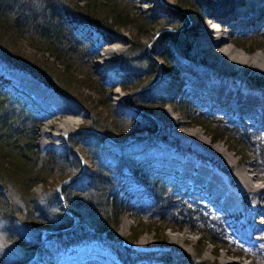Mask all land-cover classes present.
Returning a JSON list of instances; mask_svg holds the SVG:
<instances>
[{"label": "rangeland", "instance_id": "374dc122", "mask_svg": "<svg viewBox=\"0 0 264 264\" xmlns=\"http://www.w3.org/2000/svg\"><path fill=\"white\" fill-rule=\"evenodd\" d=\"M222 1H227L229 5H220ZM238 1L259 9L256 5H251L248 0H199L201 6L199 14H203L200 18L194 9H183L179 6L177 0H131L134 12L145 21L151 20L143 32H136L132 27L127 26L119 30L125 40L105 43L99 31L90 30V33L87 28H83V35L98 47L97 56L91 63L92 69L107 88L114 85L108 89L109 104L124 114L140 119V113L144 110L135 106L129 107L127 102L129 96L139 94L147 99V106H151L148 112L153 115L149 117L154 121V132L158 131L153 135L151 132L141 131L140 133H144L142 136L126 144L118 145L109 141L105 143L110 145L115 153H132L136 159L146 162L151 171L162 173L160 175L162 181L170 183V188L174 189L172 191L174 198L190 202V207L197 212V216L202 215L208 223L207 226L213 227L212 233H217L216 241L202 239L203 232L197 229L204 223L193 224V227L178 225L175 221L181 220L180 215L174 211L163 213V217L161 214H154L151 217L145 214L139 218L142 222L141 226L136 215L133 217L131 214H126L117 227V233L123 238V242L118 245L125 255L133 256L132 251L142 253L167 251L180 257H195L197 261L210 263L264 264V172L262 171L264 91L261 88H254V83L252 84L251 81V76L254 75L264 78V70L260 69L261 64L264 66V63L258 56L251 57L256 53L264 56V44L257 48L260 42L251 43L247 37L256 30L264 29V13L254 18L247 10L241 16L235 15L236 17H230L229 21H224L223 19L228 17L225 13L228 7L239 9L241 5H236ZM210 5H213L212 11ZM215 9H218L221 15H213ZM185 14L193 16V23ZM246 14L249 15V20L244 22L241 17ZM164 18L174 19L180 26L162 27L160 22ZM208 27L216 28V32H210L213 39L216 38V50L230 47V51L227 50V53L229 52L227 59L229 58L231 62L224 58L212 60L210 54L213 51L209 49L207 53L201 49L206 36L205 30ZM166 32L182 34L195 45L191 60L184 59L180 55L175 56L178 68L169 74L163 73L167 64L158 57V53L162 50L173 48L171 37L164 35ZM132 44L134 54L126 68L121 65V58ZM116 46L119 54L111 55L109 59L114 64L108 67L107 63L105 64L108 58L106 52ZM236 52L245 55L248 62L241 61L240 57L235 55ZM149 61L157 62L160 67L156 79L150 85L136 89H123L119 85L124 79L129 81L135 74H143ZM0 76L9 79L35 104L30 110L37 118L34 143L41 159L49 150L53 153L64 152L70 135L85 132L84 125L90 119L89 111L86 109L88 104L82 106L74 102L53 86L18 68L6 69L0 65ZM81 93L83 96L88 95L89 102L96 101L97 95L91 91L83 89ZM185 99L193 109L190 115L175 106L176 102ZM162 101L169 102L161 105ZM165 110L170 111L177 121L172 128L166 130L160 128V119L156 115L163 114ZM206 116L215 121L208 125L210 129L217 126L216 121H219L218 126L226 125L237 132L235 139L240 136L242 140H249L250 144L245 147L237 145V148L233 149L234 147L232 148L227 140H214L208 134V129L197 124L199 121L206 122ZM162 117L165 115L163 114ZM70 119L73 120L70 130L62 136H55V127ZM43 128H46L45 134L41 133ZM145 137L152 139L147 141ZM92 144L93 142L85 140L81 142V145L87 147H91ZM217 144L224 151L223 155L217 156L215 151H208L207 147L212 150ZM120 148L124 151H120ZM75 151L79 160L80 157L83 158L85 169L80 175L83 177L90 171L91 161L76 148ZM244 170L246 172L243 175L250 178V183L239 178ZM53 179L50 177L46 181L37 183L29 193L41 195L38 202L46 203L44 199L49 198L50 192L54 190L63 208L64 198L60 188L61 183L68 182L67 178L57 182ZM209 181H214L215 189H208ZM254 185L257 187H253ZM138 189H141V195H148L146 186L132 185L134 194H138ZM218 191L220 195H217ZM18 199L16 203H19ZM227 199L230 202H226ZM171 202H175L174 199ZM5 225L6 222L0 218V258L7 263L21 264L23 258L21 246L6 240ZM46 230L48 229L40 228L41 237ZM134 235L136 238L130 240L135 237ZM24 237L26 239L24 241L27 242L32 238V234L27 232ZM40 248L35 252V257ZM55 264H131V262L122 261L109 249L88 245L74 252L64 253ZM134 264L162 263L139 261Z\"/></svg>", "mask_w": 264, "mask_h": 264}, {"label": "trees", "instance_id": "16d2710c", "mask_svg": "<svg viewBox=\"0 0 264 264\" xmlns=\"http://www.w3.org/2000/svg\"><path fill=\"white\" fill-rule=\"evenodd\" d=\"M177 3L183 9H194L200 18L203 16L199 14V0H177ZM148 23H151L150 19L145 21L134 12L131 0H0V65L6 69L18 68L53 86L74 102L82 106L88 104L86 109L90 119L84 127L122 142L141 131L154 132V121L144 112L140 113V119L133 118L109 104L108 89L114 85L107 88L92 69L91 63L97 56L98 47L82 31L83 28L89 32L97 30L103 36V42L110 43L125 40L119 33L121 28L129 26L136 32H143ZM160 25L180 26L174 19L165 18ZM164 35L171 37L173 48L162 50L158 57L167 64L163 73L169 74L178 68L175 56L191 60L195 45L182 34L166 32ZM247 37L251 43L260 42L256 46L259 48L264 44V29ZM133 47L132 44L122 55L123 67L129 66ZM159 70L157 62L149 61L143 74H135L129 81L124 79L119 85L123 89L146 87L156 79ZM251 81L254 88L264 91V78L254 75ZM83 89L97 95L96 101L89 102L88 95L81 93ZM186 100H179L175 106L190 115L193 109ZM127 102L145 112L151 110L147 99L139 94L129 96ZM168 102L162 101L161 105ZM34 106L29 96L18 90L9 79L0 76V218L6 222V240L21 246V264H55L64 253L88 245L109 249L122 261L131 264L139 261L219 264L197 261L195 257H180L167 251H132L133 256L123 254L118 245L123 238L117 233V227L126 214L136 215L141 226L139 218L145 214L148 217L161 214L163 217V213L174 211L180 215L181 220L175 221L178 225L193 227V224L204 223L197 229L203 232L202 239L216 241L217 233H212L213 227L207 226L202 215L197 216L190 202L174 198V189L170 188V183L162 181V173L151 171L146 162L136 159L132 153H115L101 135L86 131L72 134L64 152L49 150L41 159L34 143L37 118L30 110ZM206 118V122L197 124L208 129L214 140H227L233 149L237 145L245 147L250 144L240 136L235 139L237 132L226 125L218 126L219 121L210 129L208 125L215 121ZM149 139L152 138L145 137V140ZM84 140L93 142L91 147L81 145ZM75 148L91 161V169L83 177L63 183L60 190L65 207L77 217V223L68 231L49 234L37 257L32 259L41 243L40 228L66 229L72 226L73 217L61 207L54 190L49 198L44 199L46 203L38 202L41 195H30L29 192L47 178L52 177L57 182L78 174L81 163ZM120 151L124 149L120 148ZM262 152L264 158V149ZM133 184L146 186L148 195H141V189L134 194ZM17 198L19 203H16ZM173 199L175 202H171ZM20 230L22 232H18ZM23 232H29L32 238L24 241ZM134 236L130 240L135 239ZM129 258L132 260L128 261ZM0 264L11 263L0 258Z\"/></svg>", "mask_w": 264, "mask_h": 264}, {"label": "bare ground", "instance_id": "6f19581e", "mask_svg": "<svg viewBox=\"0 0 264 264\" xmlns=\"http://www.w3.org/2000/svg\"><path fill=\"white\" fill-rule=\"evenodd\" d=\"M249 2H250V4L251 5H256L259 9H254L253 8V6H250V5H246L244 2H241V1H238L237 2V4L236 5H241L240 7H239V9H237V10H234L233 8H231V7H228V10H226V14H228V17H226L227 19H223L224 21H229V19H230V17L231 18H233V17H236V16H241V14H243V13H246L247 12V10L249 11V12H251L252 13V15H253V17L254 18H258L262 13H264V12H262L261 10H264V0H248ZM220 5H229V3L227 2V1H222V3L220 2L219 3ZM210 7L212 8L211 9V11L213 10V5H210ZM216 10V9H215ZM210 11V10H209ZM220 12H219V10L217 9L216 11H213V15H218ZM186 15V17H188V19H189V21L190 22H192L193 23V21H194V18H193V16H191V15H189V14H185ZM219 15H221V14H219ZM236 15V16H235ZM248 16V17H247ZM241 19L244 21V22H247L248 20H249V15H245L244 17H241ZM229 25H231V24H229ZM236 25V24H235ZM234 25V26H235ZM243 25V24H242ZM216 29V28H215ZM215 29L213 28V27H208L206 30H205V32H206V36H205V38H204V42H203V44H201V49L204 51H206L207 53L209 52V49H211L213 52H212V54H210V58L212 59V60H218V59H227V57H228V53H227V50H229V48L228 49H226L227 47H223L224 49H221L220 47V49L219 48H217V49H219V50H216L215 49V47H216V38L215 39H213V37H212V35L210 34V32L211 31H215ZM219 30H217V32H218ZM216 32V31H215ZM213 33V32H212ZM214 35H215V33H214ZM216 36H217V33H216ZM219 37H220V35H218ZM218 37V38H219ZM223 38V37H222ZM218 41V40H217ZM206 43H210V44H206ZM219 46V45H218ZM216 50V51H215ZM215 51V52H214ZM230 51V50H229ZM107 53V59L105 60V64H106V66H110V65H112V64H114V62L112 61V62H110L111 61V59H109L110 57H111V55H118L119 54V52H118V47L116 46V47H114V48H112V49H110L109 51H107L106 52ZM234 53V52H233ZM230 55V54H229ZM235 55H237V56H239L240 58V60L242 61V60H244L245 62H248V59L245 57V55H243V54H239L238 52H236L235 53ZM258 56V58H260V60L264 63V56H261V55H259L258 53H256V54H254L253 56H251V57H257ZM226 57V58H225ZM233 57V56H232ZM251 57H248V58H251ZM237 58V57H236ZM235 59V58H234ZM228 60V62H231L230 61V59L228 58L227 59ZM252 60V59H251ZM258 60V59H257ZM223 61V60H222ZM259 61V60H258ZM257 61V62H258ZM218 62V61H217ZM255 62V61H254ZM234 63V62H233ZM229 64V63H228ZM256 65H260V64H257L256 63ZM259 68V67H258ZM260 69H263L264 70V66H262V64H261V66H260ZM165 115V117H162V115ZM163 114H161V113H158V114H156L158 117H159V124H160V128H162V129H169V128H172L173 126H174V124H176V118H174L172 115H171V113H170V111H167V110H165L164 112H163ZM72 124H73V120H66L65 122H61L59 125H57L56 127H55V131H56V133H55V136H62V135H64V134H66L69 130H70V127L72 126ZM48 127H49V125H47ZM46 126V127H47ZM45 130H46V128H43V129H41V133H46L45 132ZM188 134V133H187ZM193 134V133H192ZM187 136H190V135H187ZM185 138V137H184ZM201 141V140H200ZM206 144H207V141H206ZM211 147V146H210ZM214 147H216V148H214V149H209V147H207V149H208V151L210 150V151H215L216 152V154L215 155H223V153H224V151L222 150V148L217 144V145H214ZM202 150V149H201ZM214 154V153H213ZM227 158V157H226ZM246 172V170H244V171H242L241 173H240V176L241 177H239V178H241L244 182H246V183H250L251 182V180H250V178L249 177H247V175H243L244 173ZM243 183V182H242ZM245 185V184H244ZM207 187H208V189L209 190H213V189H215L214 187H216L215 186V184H214V181H209L208 183H207ZM253 187H257V186H253ZM256 189V188H255ZM217 191V190H216ZM217 195H220L219 194V191H218V193H217ZM216 195V196H217ZM226 202H230V200H225ZM175 239V238H174Z\"/></svg>", "mask_w": 264, "mask_h": 264}, {"label": "water", "instance_id": "95a60500", "mask_svg": "<svg viewBox=\"0 0 264 264\" xmlns=\"http://www.w3.org/2000/svg\"><path fill=\"white\" fill-rule=\"evenodd\" d=\"M131 95V94H130ZM130 106V105H129ZM144 113H146L148 116H151L152 117V115L153 114H151V113H149V112H145V111H143ZM85 131L86 132H89V133H92V134H96V135H101V136H103V137H105V139L106 140H108V141H110V142H112V143H114V144H126V143H129L130 141H132V140H134V139H136L137 137H139V136H142V134H144V133H136L135 135H133V136H131V137H129V138H127V139H125L124 141H122V142H116V141H114V140H112L111 138H109V137H107V136H104L103 134H101V133H99V132H97V131H95V130H93V129H85ZM158 131H156V132H154V133H151V135H153V134H156ZM80 161H81V163H82V168H81V170H80V172L78 173V174H76V175H73V176H71V177H68L67 179H66V181H70L71 179H74V178H77V177H79L80 175H82V173H83V171H84V169H85V165L83 164V158H81L80 157ZM65 183V182H64ZM63 183H61V185H62ZM58 191H59V187H58ZM61 198H62V196H60ZM63 202H64V200H63ZM63 209H64V211H66L67 213H69V215H71L72 217H73V224H72V226L71 227H69V228H66V229H55V230H46L44 233H43V235H42V237H41V243H40V245L38 246V248H40V246H43V241H44V239L46 238V236L47 235H49V234H51V233H57V232H64V231H68V230H70V229H72L74 226H75V224L77 223V217H75L66 207H65V205H63ZM38 248H37V250H38ZM36 250V251H37ZM35 257V255L32 257V259Z\"/></svg>", "mask_w": 264, "mask_h": 264}]
</instances>
